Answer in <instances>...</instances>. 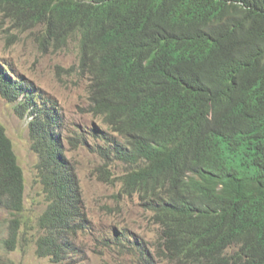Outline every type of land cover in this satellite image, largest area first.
I'll return each instance as SVG.
<instances>
[{
    "label": "trees",
    "instance_id": "obj_1",
    "mask_svg": "<svg viewBox=\"0 0 264 264\" xmlns=\"http://www.w3.org/2000/svg\"><path fill=\"white\" fill-rule=\"evenodd\" d=\"M0 17L46 51L78 46L72 72L108 129L92 150L128 166L122 193L160 229L140 264H264V0H0ZM2 71L0 95L31 114L48 208L24 219L25 171L0 123L1 245L72 264L88 215L60 116Z\"/></svg>",
    "mask_w": 264,
    "mask_h": 264
},
{
    "label": "rangeland",
    "instance_id": "obj_2",
    "mask_svg": "<svg viewBox=\"0 0 264 264\" xmlns=\"http://www.w3.org/2000/svg\"><path fill=\"white\" fill-rule=\"evenodd\" d=\"M10 28L0 17V70L9 71L14 79L28 85L39 106L57 110L67 156L77 168L88 229L77 240L72 264L142 263L138 244L154 253L160 229L152 221V211L138 196L130 198L122 193V178L128 166L115 159L105 160L92 150L96 145L105 146L96 135L104 136L108 129L90 113L89 82L72 72L79 61L78 46L46 51L33 34ZM23 100L9 103L0 95V123L5 126L25 171L27 210L23 217L34 226L47 203L38 177L39 157L32 148L31 114L25 109L17 111ZM76 138H80L78 142ZM10 219L9 213L0 210V257L9 260V264H54L50 258H40L32 242L25 246L20 243L15 251L2 247L1 238H8L4 227ZM26 231L23 228L20 236ZM35 233L30 230L29 236ZM133 248L138 252L135 257Z\"/></svg>",
    "mask_w": 264,
    "mask_h": 264
},
{
    "label": "clouds",
    "instance_id": "obj_3",
    "mask_svg": "<svg viewBox=\"0 0 264 264\" xmlns=\"http://www.w3.org/2000/svg\"><path fill=\"white\" fill-rule=\"evenodd\" d=\"M9 70V69H8ZM13 73H15L14 71H13ZM28 86V85H27ZM31 91H32V95H33V90L31 89ZM34 96V95H33ZM23 98V97H22ZM36 98V97H35ZM24 99V98H23ZM37 103H38V99L36 98V100H35ZM52 108H54V107H52ZM38 109L40 110V109H45V110H47V109H49V108H47V107H42V106H39V103H38ZM31 111V110H30ZM57 111V110H56ZM30 113V112H29ZM60 122H61V119H60ZM60 129H61V127H60ZM47 208H48V204H47Z\"/></svg>",
    "mask_w": 264,
    "mask_h": 264
}]
</instances>
